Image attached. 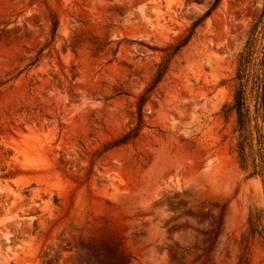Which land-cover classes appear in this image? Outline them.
Here are the masks:
<instances>
[{
  "label": "rangeland",
  "instance_id": "374dc122",
  "mask_svg": "<svg viewBox=\"0 0 264 264\" xmlns=\"http://www.w3.org/2000/svg\"><path fill=\"white\" fill-rule=\"evenodd\" d=\"M262 60L264 0H0V264H264Z\"/></svg>",
  "mask_w": 264,
  "mask_h": 264
},
{
  "label": "trees",
  "instance_id": "16d2710c",
  "mask_svg": "<svg viewBox=\"0 0 264 264\" xmlns=\"http://www.w3.org/2000/svg\"><path fill=\"white\" fill-rule=\"evenodd\" d=\"M250 56L251 54L248 53V54H243L241 55L240 57V64H239V75H238V78L239 79H242L245 75V70H246V67L247 65L250 63ZM264 60L261 61L260 65L263 66L264 65ZM256 77V94H255V99H256V104L258 106H260L261 108H264V95L262 93H260L259 89H260V78L259 76H255ZM243 93L244 91L243 90H239L235 96V104L234 106L231 108V109H235L237 111V115H238V118H239V123L243 126L244 124V118L246 116V114L244 113L243 109H244V97H243ZM248 111V110H246ZM241 159H242V162L244 163L245 162V156H244V153H243V148L241 147Z\"/></svg>",
  "mask_w": 264,
  "mask_h": 264
}]
</instances>
